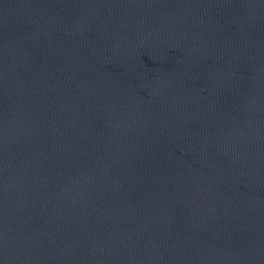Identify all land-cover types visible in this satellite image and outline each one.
I'll return each mask as SVG.
<instances>
[{
	"label": "water",
	"instance_id": "95a60500",
	"mask_svg": "<svg viewBox=\"0 0 264 264\" xmlns=\"http://www.w3.org/2000/svg\"><path fill=\"white\" fill-rule=\"evenodd\" d=\"M0 264H264V0H0Z\"/></svg>",
	"mask_w": 264,
	"mask_h": 264
}]
</instances>
